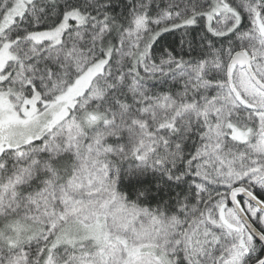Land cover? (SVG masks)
Instances as JSON below:
<instances>
[{"label": "snow or ice", "instance_id": "6c2138e0", "mask_svg": "<svg viewBox=\"0 0 264 264\" xmlns=\"http://www.w3.org/2000/svg\"><path fill=\"white\" fill-rule=\"evenodd\" d=\"M0 264H264V0H0Z\"/></svg>", "mask_w": 264, "mask_h": 264}]
</instances>
